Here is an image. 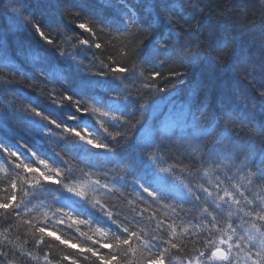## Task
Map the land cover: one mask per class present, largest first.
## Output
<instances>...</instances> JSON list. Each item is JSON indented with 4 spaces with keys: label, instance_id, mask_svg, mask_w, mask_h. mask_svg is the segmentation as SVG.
Returning a JSON list of instances; mask_svg holds the SVG:
<instances>
[{
    "label": "trees",
    "instance_id": "1",
    "mask_svg": "<svg viewBox=\"0 0 264 264\" xmlns=\"http://www.w3.org/2000/svg\"><path fill=\"white\" fill-rule=\"evenodd\" d=\"M180 2L26 0L20 16L13 15L6 7V12L0 10V165L14 171V165L7 157V152L13 151L33 166L37 160H44L66 172L71 169L64 183L78 186L99 179L101 184L112 185L113 191H98L89 185V197L106 202L105 207H110L114 213L119 212L120 219L124 216L132 219L133 213L129 211L132 205L146 206L143 199H137L142 187L159 191L164 199L160 204H151L150 212H159L161 218L178 215L180 218L175 220L178 236L192 254L193 247L198 248L204 239L198 233H206L202 225L207 221L200 219L204 214L202 210H191L192 198L187 191L171 174L160 173L157 164L163 165V161L158 158L153 163L146 151L159 143L169 164L174 163L172 157L184 159L183 163L187 164V157L177 155L187 151L183 143L175 145L180 140L198 145L199 150L207 153L209 163L222 159L233 171L238 164L229 158L232 148L239 150L237 155L245 166L257 170L264 167V142L254 134V131L264 130V97L259 94L264 92V5L259 0H195L198 8H203L199 11ZM129 9L136 13L137 27L148 33L137 53L141 68L167 73L168 69L164 68L170 65L180 67L185 75L182 83L165 82V85L170 84V90L153 97L149 107L144 109L143 124L126 142L117 145L95 116L78 112L73 102L60 97L68 95L85 105L93 104L104 111L129 118L137 113L138 101H125L120 97L127 92L125 84L139 87L143 82L138 73L142 69L132 70L120 79L111 75H92L84 64L92 61L96 50L90 45L71 47L72 44L78 45L79 39H93L76 26L87 20L97 28L105 29L106 41L116 34L126 33L130 23ZM168 15L175 20L170 21ZM33 24H39L50 33L54 44L65 47L64 54L57 47L46 44L34 31ZM177 32L181 35L178 36ZM69 37H72L71 41H68ZM159 44L165 47L160 48ZM116 47H119L118 42ZM114 51L109 45L108 52ZM188 52H194L195 56L188 57ZM53 97L57 98L59 105ZM185 104L190 114L199 115L201 135L197 136L191 127L186 126L164 134L162 140L158 139L164 116H179L180 107ZM27 106L60 125L86 131L107 147L97 151L86 149L79 139L67 134L62 136L59 129L32 114ZM222 118L232 122L229 129H225ZM103 123L110 131L123 128L115 121L104 120ZM148 129L154 134L151 145L144 142V133ZM225 139L230 143H223ZM112 166L125 167V178L114 179L116 174ZM181 166H176L174 175L179 179H191L187 171L180 173ZM216 171L209 165L197 177V182H207L206 186L214 182ZM7 176V170L0 172V197L5 195L3 188L7 187ZM256 191L264 192V186L257 185ZM143 197L151 200L146 194ZM163 202L182 203L184 206L171 208ZM26 203L29 207H44L40 209L41 213L49 211L50 206L53 210L68 211L78 219L90 222V226L69 227L70 221L65 220L54 225L57 235L70 243L98 248L81 235V232L91 234L90 229L95 227L122 235L118 225L98 207L66 191L62 185H37ZM223 215L227 216V213ZM144 224L148 230L151 229L147 217ZM140 227L136 225L138 231ZM160 235L164 237L163 233ZM46 245L37 250L31 229L22 224L12 227L0 219V250L8 252V256L0 257V261L5 264H44L42 253H48L59 264H67L61 261L64 255L79 257L77 249L66 248L54 239L46 238ZM100 251L108 253L107 249ZM81 264H92V261L81 259ZM170 264H182V256L173 255Z\"/></svg>",
    "mask_w": 264,
    "mask_h": 264
},
{
    "label": "snow or ice",
    "instance_id": "2",
    "mask_svg": "<svg viewBox=\"0 0 264 264\" xmlns=\"http://www.w3.org/2000/svg\"><path fill=\"white\" fill-rule=\"evenodd\" d=\"M25 3L26 0H0V5L6 7L10 13L16 16L22 14ZM180 3L187 4L189 8H198L195 0H192L191 3H189V0H181ZM259 3L264 5L262 0H259ZM198 10L203 11V8H198ZM129 11L128 31L116 34L107 41L104 39L106 35L104 28H97V25L90 20L77 23L76 26L88 33L93 39H79L78 45L77 43L72 44V48L90 45L96 50V55L90 63L84 64L81 61L84 68L92 75H111L116 79H120L132 70L142 69L138 73L143 82L139 84V87L125 84L124 87L127 92L123 97H120L125 101L129 99L138 101L139 110L137 113L129 118L104 111L93 104L85 105L82 101L68 95L60 97L61 100L73 102L78 112L95 116L106 134L117 145L126 142L128 137L143 124L144 109L149 107L153 97L170 90V84L165 85V82L176 81L182 83L185 75L180 67H170V65L164 68L168 69L167 73L164 70L161 72L141 68V65L137 62V53L144 40L148 38V33L146 30L137 27L136 13L131 9ZM167 18L170 21L175 20L171 15H168ZM175 23L178 24L179 22L175 21ZM33 29L49 45L54 44L51 34L44 31L39 24H33ZM111 33L108 32V34ZM177 35L179 36L181 33L177 32ZM71 40L72 37H69L68 41ZM117 42L119 47H116ZM109 45L114 48V52H108ZM159 47L164 48L165 45L159 44ZM61 50L63 51V48ZM191 54L195 56L194 52H191ZM160 62L163 63L162 60ZM259 94L264 97V92ZM189 95H192V93H189ZM53 98L58 104L57 98ZM27 110L59 129L62 136L67 134L69 137H75L94 149L107 147L84 130L60 125L31 106H27ZM222 119H224L225 129H229L232 122L226 118ZM104 120L115 121L118 125L122 124L123 128L110 131L104 126ZM199 120V115L193 116L189 113L188 106L186 104L182 105L179 116L173 114L164 116L158 139L162 140L164 134L171 133L178 127L183 128L186 126L191 127L199 136L201 135L199 130L202 127ZM254 134L264 142V130L254 131ZM153 139L154 134L148 129L147 133H144V142L151 145ZM182 143L183 146H186L187 151L177 155L187 157V164L183 163L184 159H177L176 157H172L174 163L169 164V159L166 153L160 149L159 143L155 144L154 147H149L146 155L153 163H156L158 158L163 161V165L157 164L159 172L171 174L174 180L179 182L192 198L191 210H202L204 214L200 219L207 221L206 224L202 225L206 229V233H198L204 239L200 242L198 248L193 247L192 254H189L178 236V227L175 220L180 217L177 215L174 218H161L159 212H150L151 204H160L164 199L161 192L142 187L139 191L141 195L137 199H143L146 206L139 208L132 205L129 209L133 213L132 219L129 220L127 216L120 219L121 214L119 212L114 213L110 210V207H105L106 202L102 203L100 199L89 197V185L96 187L98 191L101 189L113 191L112 185L101 184L99 179L78 186L64 183L65 176L67 173L72 172L71 169L66 172L65 169L52 167L44 160H37L36 166H33L26 163L18 153L13 151H8L7 157L9 162L14 165V171L10 172L3 165H0V172L6 170L8 172L7 187L3 188L5 195L0 197V219L10 223L12 227L22 224L26 229H31L34 246L37 250H40L41 245L48 246L46 245V238L54 239L66 248L77 249L79 257L72 255L61 257V261H66L67 264H81V259L84 261L91 260L92 264H170L173 255L182 256V264H264V192L256 191L257 185L264 186V167L257 170L254 167L245 166L237 155L239 150L232 148L229 158L235 160L238 164V167L233 171V168L227 167L222 159L209 163L206 159L207 153L199 150L198 145L193 146L191 142L180 140H177L175 145ZM223 143L228 144L230 141L225 139ZM178 164L182 165L179 169L180 173L183 174L187 171L191 175V179H179L177 175H174ZM209 165L216 168L217 171L214 182L206 186L207 182H197V177ZM111 168L113 173L116 174L114 179L125 178L127 174L125 167L112 166ZM221 170H223V174ZM122 172L124 174H120ZM42 183L62 185L66 191L80 199H86L93 207H98L114 224H117L122 235L110 233L100 227L91 228V234L81 232V235L87 241H91L92 245H98V248L86 244L70 243L68 240L61 238L60 235H57L54 225L64 223L65 220L70 221L69 227L73 225L90 226L91 223L84 219H78L71 212L62 211L58 208L53 210L48 206L49 211L41 213L40 209L44 207H29L26 202L31 195V190ZM143 194H146L147 198H151V200L145 199ZM129 204H131V201H129ZM163 204L171 208L184 206L182 203L175 202H163ZM49 212H51V215ZM225 212L227 216L223 215ZM145 217H147L148 225L151 226L150 230L144 224ZM136 225L141 226L139 231ZM77 231H79V228H77ZM184 231L187 233V229ZM161 233L164 234V237L160 235ZM100 249H107L108 253L102 254ZM42 254L44 264H59L48 253ZM7 256L8 252L0 250V257L6 258ZM0 264H5V262L0 261Z\"/></svg>",
    "mask_w": 264,
    "mask_h": 264
},
{
    "label": "clouds",
    "instance_id": "3",
    "mask_svg": "<svg viewBox=\"0 0 264 264\" xmlns=\"http://www.w3.org/2000/svg\"><path fill=\"white\" fill-rule=\"evenodd\" d=\"M262 2H264V0H262ZM45 43L48 44L46 41H45ZM53 46H54V47H57L58 50H59V52H60L61 54H64L66 48H65V47H61V44L58 45V44L55 43V44H53ZM71 47H72V45H71ZM62 48H63V51L61 50ZM187 56H188V57H191V56H192L191 52H188V53H187ZM183 57H184V54L182 53V54H181V58L183 59Z\"/></svg>",
    "mask_w": 264,
    "mask_h": 264
},
{
    "label": "water",
    "instance_id": "4",
    "mask_svg": "<svg viewBox=\"0 0 264 264\" xmlns=\"http://www.w3.org/2000/svg\"><path fill=\"white\" fill-rule=\"evenodd\" d=\"M81 142V144L86 148V149H88V150H99V149H94V148H92L91 146H89L87 143H85V142H82V141H80Z\"/></svg>",
    "mask_w": 264,
    "mask_h": 264
},
{
    "label": "bare ground",
    "instance_id": "5",
    "mask_svg": "<svg viewBox=\"0 0 264 264\" xmlns=\"http://www.w3.org/2000/svg\"><path fill=\"white\" fill-rule=\"evenodd\" d=\"M35 8L37 9V10H39L40 9V7L39 6H35ZM0 10H1V12L3 13V12H6V10H5V8H4V6H2V5H0ZM100 10V8L99 9H97V11H99ZM112 12V11H111Z\"/></svg>",
    "mask_w": 264,
    "mask_h": 264
}]
</instances>
